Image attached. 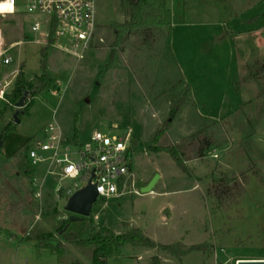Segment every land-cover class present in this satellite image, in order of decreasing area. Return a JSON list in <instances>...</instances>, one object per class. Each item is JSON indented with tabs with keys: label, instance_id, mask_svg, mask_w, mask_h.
I'll return each instance as SVG.
<instances>
[{
	"label": "rangeland",
	"instance_id": "1",
	"mask_svg": "<svg viewBox=\"0 0 264 264\" xmlns=\"http://www.w3.org/2000/svg\"><path fill=\"white\" fill-rule=\"evenodd\" d=\"M122 1L97 0L96 40L82 59L46 45V31L31 29L34 15L2 22L6 42L23 44L0 80L20 67L32 83L49 47L48 71L58 93L28 94L19 123L15 104L24 93L16 91L18 76L0 101V264H60L53 250L39 247L48 233L66 243L69 255L92 264L91 251L63 239L59 231L66 220L69 232L85 231L87 237L104 228L116 234L139 228L162 244L206 246L185 256L127 246L110 264L264 259V0H149L164 6V32L130 36L107 66L115 39L111 24L129 18ZM187 87L189 104L159 133ZM52 121L81 144L95 131L130 132L134 177L128 193L98 203L90 217L75 221L65 208L69 196L57 188L75 190L83 180H50L37 199L32 182L40 173L28 152ZM208 143L215 150L199 157ZM175 145H182L192 177L164 151ZM213 174L232 182H216ZM152 182L153 191L145 193Z\"/></svg>",
	"mask_w": 264,
	"mask_h": 264
},
{
	"label": "built area",
	"instance_id": "2",
	"mask_svg": "<svg viewBox=\"0 0 264 264\" xmlns=\"http://www.w3.org/2000/svg\"><path fill=\"white\" fill-rule=\"evenodd\" d=\"M13 7L14 11L0 15V72L15 62L13 51L23 44L18 41L9 45L4 36L2 22L14 15L36 16L32 31H46V45L77 59H82L94 47L99 24L97 0H14ZM19 69L0 80V101L6 100ZM56 93L58 91L53 92ZM132 156L130 132L95 131L86 143L81 144L66 137L62 127L52 121L45 126L43 138L37 140L28 152L31 167L40 173L32 182L34 195L42 199L50 180L80 179L85 182L84 186L75 183L76 189L72 190L59 185L57 190L65 189L70 197L91 181L98 192L94 206L101 200L123 197L134 177Z\"/></svg>",
	"mask_w": 264,
	"mask_h": 264
},
{
	"label": "trees",
	"instance_id": "3",
	"mask_svg": "<svg viewBox=\"0 0 264 264\" xmlns=\"http://www.w3.org/2000/svg\"><path fill=\"white\" fill-rule=\"evenodd\" d=\"M122 8L129 18L123 23L113 22L111 24V29L115 39L111 45L110 62L107 66H111L116 61L118 53L123 51L124 42L130 36L155 29H159L161 32H164V28L167 25L165 15L160 13V11L164 10V6L151 3L149 0H123ZM51 41H53L52 38ZM48 48L49 47H46L42 50L41 75L36 77L32 83L27 84L24 71H20L16 83L17 92L24 93L28 88V94L33 93L34 96H36L46 90L58 91L56 85L52 83V79L48 71ZM27 85L29 86L27 87ZM190 94L191 91L189 87H187L185 91H182L181 97L172 102L170 118L164 124V128L162 129L163 131H160L159 133L167 130L170 127L172 120H175L178 117L181 109L189 104ZM133 145L138 148V141H135ZM214 150L215 148L213 145L208 143L207 147H202L200 149L199 157H206L208 153H211ZM164 151L171 156L174 162L184 173L190 177L193 176V173L185 165L186 161L184 160L182 145L166 147ZM212 178L216 182H232V179L227 176L220 177L213 174ZM61 193L64 195L65 192L62 190ZM104 201L105 200H101L100 202L102 203ZM69 224L70 220H66L60 228L59 232L61 233L63 239L68 244L75 245L83 251H91L92 264H110V259L116 255H121L123 249L127 246L157 248L178 256H185L190 252L198 251L206 247L205 245H194L185 250L181 248L180 243L175 245L162 244L146 236L143 230L139 228L133 229L124 234H116L113 230L104 228L102 231L94 233L93 236L87 237L85 231L69 232ZM39 247L53 250L54 253L57 254L60 264H84L80 259L69 255L66 251V243L63 240L58 239L54 234H45L40 241ZM155 260L158 261V258L155 257ZM155 264H158V262Z\"/></svg>",
	"mask_w": 264,
	"mask_h": 264
},
{
	"label": "water",
	"instance_id": "4",
	"mask_svg": "<svg viewBox=\"0 0 264 264\" xmlns=\"http://www.w3.org/2000/svg\"><path fill=\"white\" fill-rule=\"evenodd\" d=\"M28 97V92L25 91L21 99L15 104L16 112L14 120L16 123L20 122L19 114L25 107V101ZM94 172H92V175ZM155 182H152L147 188L144 189L145 193L153 191ZM98 192L96 185L89 183L71 195L66 203V210L73 214L72 221L78 220L81 217H90L94 204L97 202ZM237 264H264V259H240Z\"/></svg>",
	"mask_w": 264,
	"mask_h": 264
},
{
	"label": "clouds",
	"instance_id": "5",
	"mask_svg": "<svg viewBox=\"0 0 264 264\" xmlns=\"http://www.w3.org/2000/svg\"><path fill=\"white\" fill-rule=\"evenodd\" d=\"M14 0H0V15L14 11Z\"/></svg>",
	"mask_w": 264,
	"mask_h": 264
}]
</instances>
